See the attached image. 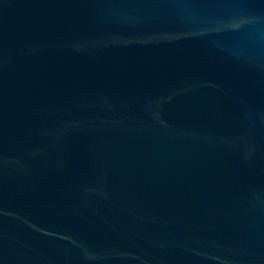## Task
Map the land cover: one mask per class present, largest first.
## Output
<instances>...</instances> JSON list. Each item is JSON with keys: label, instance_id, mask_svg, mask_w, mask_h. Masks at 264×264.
Instances as JSON below:
<instances>
[{"label": "water", "instance_id": "water-1", "mask_svg": "<svg viewBox=\"0 0 264 264\" xmlns=\"http://www.w3.org/2000/svg\"><path fill=\"white\" fill-rule=\"evenodd\" d=\"M0 264H264V0H0Z\"/></svg>", "mask_w": 264, "mask_h": 264}]
</instances>
